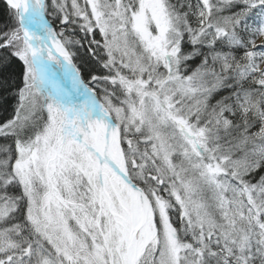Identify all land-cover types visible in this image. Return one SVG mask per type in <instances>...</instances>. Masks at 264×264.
I'll use <instances>...</instances> for the list:
<instances>
[{"label":"snow or ice","instance_id":"6c2138e0","mask_svg":"<svg viewBox=\"0 0 264 264\" xmlns=\"http://www.w3.org/2000/svg\"><path fill=\"white\" fill-rule=\"evenodd\" d=\"M0 264H264V0H0Z\"/></svg>","mask_w":264,"mask_h":264}]
</instances>
